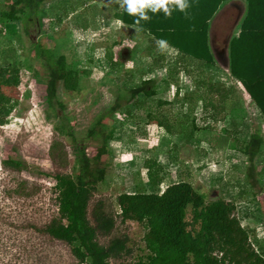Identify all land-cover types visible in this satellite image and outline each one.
<instances>
[{
    "label": "rangeland",
    "instance_id": "obj_1",
    "mask_svg": "<svg viewBox=\"0 0 264 264\" xmlns=\"http://www.w3.org/2000/svg\"><path fill=\"white\" fill-rule=\"evenodd\" d=\"M13 1L0 0V9ZM231 4L243 8L244 14L243 1L231 0L216 13L209 30L216 57L212 74L219 91L209 97L211 103L224 107L225 114L217 121L210 117L212 109L203 108V102L186 100L194 90L198 74L191 67L189 71L195 72L182 70L188 63L184 55L171 47L161 51L152 45L149 35L116 23L119 6L110 0L49 1L42 6L36 27L30 29L31 40L23 35L20 22L0 18V65L17 67L21 75L20 87L11 94L17 99V106L8 115L7 124L0 127V264H79L66 245L41 232L57 214L54 175L71 172L78 150L71 145L70 138L55 131L59 121L45 98L47 70L32 50V44L40 40L52 48L68 33L60 54L67 64L87 69L89 74L82 77L79 93H65L59 85L57 95L65 107L63 116L69 119L75 142L87 149L89 160L98 147V142L87 136L96 117L144 80L156 82L153 97L130 100L114 119L105 122L109 129H114V136L104 157L108 165L106 182L94 193L89 216L97 201H102L108 212L118 213L117 196L134 192L138 184L156 193L184 180L203 193L207 201L219 198L233 202L235 215L249 230L250 239L264 242V159L254 160L256 179L260 171L262 178L254 188L250 187L245 178L247 158L231 147L236 138L240 145L258 127L264 141V123L258 110L241 84L229 76L224 62L228 41L238 33L243 15L236 17ZM57 16L60 22H56ZM83 24L86 28H82ZM129 39L134 41L131 46L125 44ZM108 54L112 62L107 60ZM159 57L164 58L162 68L155 65L156 61L159 64ZM129 59L131 65L126 64ZM177 59H181L180 65L174 67ZM173 69L179 72L175 76ZM223 92L227 93L224 101ZM139 103L142 106L138 107ZM235 104L236 109H230ZM126 109L130 114L125 113ZM56 111L61 113L58 107ZM156 119L171 124L174 134L159 128ZM232 119L239 125L237 134L229 126ZM192 127L197 130L187 140ZM224 130L229 132L225 134ZM54 142L58 144L52 149ZM8 157L21 160L24 169L16 172L4 168L2 161ZM153 159L162 167L164 178L157 188L149 185L144 166ZM114 235H125L129 240L132 254L122 264H133L145 254L139 224L117 219ZM108 238L100 240L106 243Z\"/></svg>",
    "mask_w": 264,
    "mask_h": 264
},
{
    "label": "trees",
    "instance_id": "obj_2",
    "mask_svg": "<svg viewBox=\"0 0 264 264\" xmlns=\"http://www.w3.org/2000/svg\"><path fill=\"white\" fill-rule=\"evenodd\" d=\"M49 1L51 0H14L5 9H0V18L8 22H20L23 35L31 40L30 29L36 27L41 8ZM230 1L190 0L192 6L188 9L187 17L179 11L173 12L170 19L165 18L163 13L149 12L151 20L141 21L140 25L143 29L141 32L149 35L150 41L154 42L153 46H156V39H165L169 47L184 55L183 58L188 63L183 71H197L194 90L185 98L189 103L203 102L205 110L207 107L212 109L210 117L215 121L219 120L217 117L220 115L222 120L225 114L224 107H217L209 97L211 93L219 92L217 83H214L215 75L212 74L216 70V59L210 45L209 30L216 13ZM242 1L245 12L237 27L238 33L228 41V73L234 81L241 84L264 123V0ZM115 18L125 26L136 27L135 17L119 7ZM56 19V22L61 20L58 16ZM81 26L86 28L85 24ZM68 36L70 33L52 48L42 44V40L31 43L35 59L47 70L45 98L59 121L55 131L70 138L71 145L78 150L71 172L54 175L57 214L41 232L66 245L79 264H122L132 254L128 237L114 235L117 219L121 223L135 222L143 229L145 254L138 256L133 264H264V242L250 239L249 230L241 225L235 215V204L219 198L207 201L203 193L184 180L173 182L156 193L148 192L143 184H138L134 192L117 196L118 213L108 212L104 203L97 201L89 216L88 209L93 195L98 186L106 182L108 165L104 157L108 154V142L114 136V129H109L105 122L114 119L129 105L130 100L139 96H143L144 100L153 97L156 82L154 79L144 80L140 85L129 89L125 97L117 98L110 108L96 117L87 136L97 141L98 147L89 160L87 149L75 142L69 119L63 116L65 107L57 95L59 85L65 93H79L82 77L89 74L87 69L79 70L67 64L60 54ZM106 58L112 62L109 54ZM158 60L159 64L156 61L155 65L162 68L160 66L164 58L159 57ZM180 61L181 59H177L175 63L172 62L174 67L180 65ZM114 64L111 63L113 66ZM189 67L192 70L189 71ZM177 73L179 72L173 69L174 76ZM169 76H173L171 71ZM20 84L21 75L17 67L0 65V127L7 124L8 115L17 106V99L11 94ZM221 96L222 101L227 99V93L223 92ZM140 106L142 105L139 103L138 107ZM237 106L231 105L230 109H236ZM56 107L61 113L55 112ZM125 113L130 114V111L126 109ZM147 116L150 120L154 119L151 113ZM155 123L166 133L174 134L167 121L156 119ZM179 125L183 126L181 123ZM229 126L234 129L232 133L237 134L239 125L234 119ZM196 130L192 127L187 140L193 137ZM223 132L227 134L229 131ZM234 141L236 144L230 143L231 147L247 158L245 178L249 186L254 188L262 178L260 171L259 178L256 179L254 164L257 157L264 159L261 129H253L247 140L240 145H237V138ZM57 144L54 142L51 148L55 149ZM2 166L16 172L24 169L21 160L10 157L2 161ZM144 166L149 185L153 188L160 186L164 178L162 167L156 159L146 161ZM102 238H108V241L102 243Z\"/></svg>",
    "mask_w": 264,
    "mask_h": 264
},
{
    "label": "clouds",
    "instance_id": "obj_3",
    "mask_svg": "<svg viewBox=\"0 0 264 264\" xmlns=\"http://www.w3.org/2000/svg\"><path fill=\"white\" fill-rule=\"evenodd\" d=\"M110 3L118 5L128 15L135 17V32L143 30L140 26L141 21L148 22L151 20L149 12L152 14L163 13L165 18L170 19L173 12L179 11L185 13L187 17L188 9L192 6L190 0H110ZM116 23L122 22L116 21ZM133 43L134 41L131 39L125 41L128 46ZM155 43L161 51L169 47L168 41L165 39H156ZM131 63V59L126 62L128 65Z\"/></svg>",
    "mask_w": 264,
    "mask_h": 264
},
{
    "label": "flooded vegetation",
    "instance_id": "obj_4",
    "mask_svg": "<svg viewBox=\"0 0 264 264\" xmlns=\"http://www.w3.org/2000/svg\"><path fill=\"white\" fill-rule=\"evenodd\" d=\"M232 7H234L236 9L237 12V16L236 17H241V15L243 14V8H241L240 6H236L235 4H231Z\"/></svg>",
    "mask_w": 264,
    "mask_h": 264
},
{
    "label": "water",
    "instance_id": "obj_5",
    "mask_svg": "<svg viewBox=\"0 0 264 264\" xmlns=\"http://www.w3.org/2000/svg\"><path fill=\"white\" fill-rule=\"evenodd\" d=\"M214 56H215V54H214ZM215 59H216V57H215ZM225 65L228 67V59H227V55H226V57H225Z\"/></svg>",
    "mask_w": 264,
    "mask_h": 264
}]
</instances>
